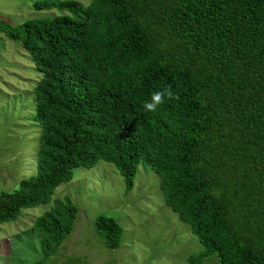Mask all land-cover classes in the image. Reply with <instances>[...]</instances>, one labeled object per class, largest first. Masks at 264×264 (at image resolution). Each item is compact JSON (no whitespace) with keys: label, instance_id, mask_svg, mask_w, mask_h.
<instances>
[{"label":"trees","instance_id":"obj_1","mask_svg":"<svg viewBox=\"0 0 264 264\" xmlns=\"http://www.w3.org/2000/svg\"><path fill=\"white\" fill-rule=\"evenodd\" d=\"M32 8L59 15L13 28L0 19V34L41 74L36 173L0 193V225L50 203L76 168L110 163L130 191L143 165L202 246L189 264H264V0H36ZM169 85L179 99L145 112L150 94ZM76 214L65 197L34 220L44 259L62 249ZM94 228L107 249L120 247L114 219L99 216Z\"/></svg>","mask_w":264,"mask_h":264},{"label":"rangeland","instance_id":"obj_2","mask_svg":"<svg viewBox=\"0 0 264 264\" xmlns=\"http://www.w3.org/2000/svg\"><path fill=\"white\" fill-rule=\"evenodd\" d=\"M35 1L0 0V19L13 28L30 19L59 15L35 11ZM40 77L20 43L1 33L0 193L14 191L21 180L36 173L40 126L32 121L33 88ZM65 197L77 209L74 229L62 249L44 259L33 222ZM99 216L114 219L122 228L118 249H107L95 231ZM201 250L197 237L166 206L160 177L143 165L130 191L110 163L76 168L72 180L57 187L50 203L23 210L15 222L0 225V264H64L72 256H83L90 264H189L187 258Z\"/></svg>","mask_w":264,"mask_h":264},{"label":"clouds","instance_id":"obj_3","mask_svg":"<svg viewBox=\"0 0 264 264\" xmlns=\"http://www.w3.org/2000/svg\"><path fill=\"white\" fill-rule=\"evenodd\" d=\"M179 96L177 93H175L172 90L171 85L157 90L153 91L150 94V97L148 100L144 101L142 104V108L145 112L148 113H156L157 110L166 102V101H173L178 100Z\"/></svg>","mask_w":264,"mask_h":264}]
</instances>
